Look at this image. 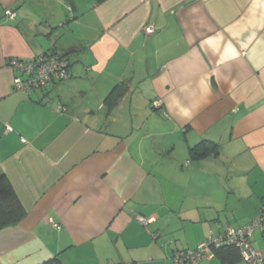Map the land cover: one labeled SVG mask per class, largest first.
Instances as JSON below:
<instances>
[{
    "label": "crops",
    "instance_id": "crops-1",
    "mask_svg": "<svg viewBox=\"0 0 264 264\" xmlns=\"http://www.w3.org/2000/svg\"><path fill=\"white\" fill-rule=\"evenodd\" d=\"M48 50L69 78L16 90L7 60ZM202 140L217 152L191 158ZM223 172L244 176L227 189L255 196L250 219L186 206ZM0 174L27 212L0 264H175L244 226L264 208V0H0Z\"/></svg>",
    "mask_w": 264,
    "mask_h": 264
},
{
    "label": "built area",
    "instance_id": "built-area-1",
    "mask_svg": "<svg viewBox=\"0 0 264 264\" xmlns=\"http://www.w3.org/2000/svg\"><path fill=\"white\" fill-rule=\"evenodd\" d=\"M5 14L8 18L16 16V12L12 9H7ZM145 30L151 33L155 27L149 25ZM7 66L15 72L14 88L28 94L37 88L49 86L70 76L68 57L65 52L58 50H48L32 60L12 57L7 60ZM8 130L13 128L8 126ZM143 220L147 222L145 218ZM53 224L58 226L55 222ZM259 230L264 239V208L244 226L228 227L220 233L212 230L211 234L195 248L176 251L173 260L175 264H198L204 259L215 257L219 248L235 246L239 248L242 259L248 264H264V245L257 248L252 240L255 232Z\"/></svg>",
    "mask_w": 264,
    "mask_h": 264
},
{
    "label": "rangeland",
    "instance_id": "rangeland-1",
    "mask_svg": "<svg viewBox=\"0 0 264 264\" xmlns=\"http://www.w3.org/2000/svg\"><path fill=\"white\" fill-rule=\"evenodd\" d=\"M248 170L250 169H246L244 171L245 177H252L253 181H248L249 183H253L255 180V174L246 172ZM200 178L201 177L195 176L191 185H195L197 187L205 186L206 188L211 187L212 191L208 192V189H199L196 194H189L190 197L191 195H193V201H186V206L191 207V202L193 205L196 202L195 206L197 208H200L199 206H206L201 207V210H206V212H216L217 210H221L222 218H224L225 216L231 218L232 216H237L239 218V221L243 219H250V216H248V214H252L254 211L253 204L255 201V196L253 198H250L246 194H234L231 191L229 192V190L227 189L229 186L232 187L233 185H235L234 182H236V180L244 179V176H227L226 172H223L222 174H213L212 177L209 176L207 177V179ZM260 179L261 181L256 183V185H258L259 189L263 191L264 178L260 177ZM248 181L246 183H248ZM217 206L218 208H216ZM213 231L216 232L215 230Z\"/></svg>",
    "mask_w": 264,
    "mask_h": 264
},
{
    "label": "trees",
    "instance_id": "trees-1",
    "mask_svg": "<svg viewBox=\"0 0 264 264\" xmlns=\"http://www.w3.org/2000/svg\"><path fill=\"white\" fill-rule=\"evenodd\" d=\"M68 54L69 52H65V55L68 56ZM210 142V140H202L190 147L191 158L202 159L214 151L217 152L211 149ZM26 213V209L11 180L6 174H0V230L19 224L25 218ZM216 256L220 257L224 264H238L242 260L241 252L235 246H225L217 249ZM41 264L63 263L59 257H54Z\"/></svg>",
    "mask_w": 264,
    "mask_h": 264
}]
</instances>
